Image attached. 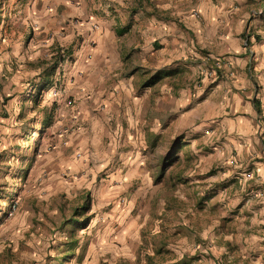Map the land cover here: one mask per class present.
<instances>
[{
  "label": "rangeland",
  "instance_id": "rangeland-1",
  "mask_svg": "<svg viewBox=\"0 0 264 264\" xmlns=\"http://www.w3.org/2000/svg\"><path fill=\"white\" fill-rule=\"evenodd\" d=\"M237 1L254 32L242 41L264 46V0ZM31 6L0 0V264H264L260 132L229 145L212 119L200 126L206 101L152 132L79 115L72 52L36 29ZM223 61L191 52L187 78L171 79L193 93L226 78Z\"/></svg>",
  "mask_w": 264,
  "mask_h": 264
},
{
  "label": "crops",
  "instance_id": "crops-1",
  "mask_svg": "<svg viewBox=\"0 0 264 264\" xmlns=\"http://www.w3.org/2000/svg\"><path fill=\"white\" fill-rule=\"evenodd\" d=\"M29 2L28 13L38 19L36 29L53 41L61 37L72 52L64 68L68 94L79 98V115L98 113L103 124H118L122 132H152L159 124L172 125L178 111L183 120L198 116L206 101L200 126L212 119L213 134L227 130L234 142L229 145L239 150L254 132L264 140V46L249 49L242 41L245 33L254 32L249 33L248 14L240 11L237 0ZM191 52L206 62L223 59L226 78L206 76L193 93L187 86L175 87L171 77L179 71L181 79L187 78L184 67ZM252 67L257 77L247 72ZM158 73L163 75L160 82H151Z\"/></svg>",
  "mask_w": 264,
  "mask_h": 264
},
{
  "label": "trees",
  "instance_id": "trees-1",
  "mask_svg": "<svg viewBox=\"0 0 264 264\" xmlns=\"http://www.w3.org/2000/svg\"><path fill=\"white\" fill-rule=\"evenodd\" d=\"M162 77H163V75L162 74H160V73H158V74H155V75H153L152 77H150V80H151V82H157V81H159V80H161L162 79ZM255 105L257 106V108H258V103H257V101H255ZM178 144H180V146H189V145H187L188 143H184L183 141H180ZM175 156V155H174ZM77 221V219H73L72 220V222H76ZM149 260L150 261H152V257L151 256H149Z\"/></svg>",
  "mask_w": 264,
  "mask_h": 264
},
{
  "label": "built area",
  "instance_id": "built-area-1",
  "mask_svg": "<svg viewBox=\"0 0 264 264\" xmlns=\"http://www.w3.org/2000/svg\"><path fill=\"white\" fill-rule=\"evenodd\" d=\"M194 13H195L196 15H199V11H198L197 9H195ZM218 63H219V62H218Z\"/></svg>",
  "mask_w": 264,
  "mask_h": 264
}]
</instances>
